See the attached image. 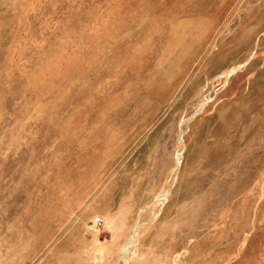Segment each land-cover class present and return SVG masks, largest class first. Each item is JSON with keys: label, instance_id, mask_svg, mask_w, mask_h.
I'll return each instance as SVG.
<instances>
[{"label": "rangeland", "instance_id": "obj_1", "mask_svg": "<svg viewBox=\"0 0 264 264\" xmlns=\"http://www.w3.org/2000/svg\"><path fill=\"white\" fill-rule=\"evenodd\" d=\"M0 264H264V0H0Z\"/></svg>", "mask_w": 264, "mask_h": 264}, {"label": "bare ground", "instance_id": "obj_2", "mask_svg": "<svg viewBox=\"0 0 264 264\" xmlns=\"http://www.w3.org/2000/svg\"><path fill=\"white\" fill-rule=\"evenodd\" d=\"M131 242H132V240H131ZM131 242H130V243H131ZM130 246H131V245H130ZM123 254H124V253H123ZM125 255H126V254H125Z\"/></svg>", "mask_w": 264, "mask_h": 264}]
</instances>
